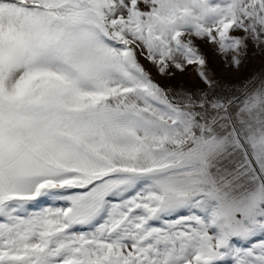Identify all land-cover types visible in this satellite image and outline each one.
Listing matches in <instances>:
<instances>
[{
	"label": "snow or ice",
	"instance_id": "6c2138e0",
	"mask_svg": "<svg viewBox=\"0 0 264 264\" xmlns=\"http://www.w3.org/2000/svg\"><path fill=\"white\" fill-rule=\"evenodd\" d=\"M210 55L264 0H0V264H264V71Z\"/></svg>",
	"mask_w": 264,
	"mask_h": 264
},
{
	"label": "rangeland",
	"instance_id": "374dc122",
	"mask_svg": "<svg viewBox=\"0 0 264 264\" xmlns=\"http://www.w3.org/2000/svg\"><path fill=\"white\" fill-rule=\"evenodd\" d=\"M206 51H210L207 50ZM211 60V67L215 70L217 77L221 79H234V80H242L244 78L249 77L252 74L260 73L261 71H264V58H262L260 55H250L245 62V64L241 67L239 71H233L228 68H221L219 66V61L217 58L212 57L210 55ZM159 79V78H158ZM165 85H182L187 88H191L196 86V78L194 74L189 73L184 76H177L174 80L168 81L167 79H164L161 81ZM52 202L51 201H44L41 205V207L44 206H50Z\"/></svg>",
	"mask_w": 264,
	"mask_h": 264
}]
</instances>
